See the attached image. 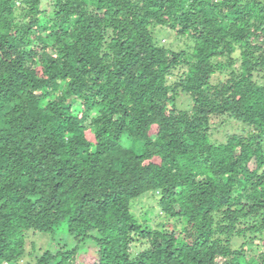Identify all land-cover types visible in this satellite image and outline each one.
Here are the masks:
<instances>
[{"label":"trees","instance_id":"16d2710c","mask_svg":"<svg viewBox=\"0 0 264 264\" xmlns=\"http://www.w3.org/2000/svg\"><path fill=\"white\" fill-rule=\"evenodd\" d=\"M263 136L264 0H0V264H264Z\"/></svg>","mask_w":264,"mask_h":264},{"label":"rangeland","instance_id":"374dc122","mask_svg":"<svg viewBox=\"0 0 264 264\" xmlns=\"http://www.w3.org/2000/svg\"><path fill=\"white\" fill-rule=\"evenodd\" d=\"M50 3L51 0H43V9L50 10ZM18 7H20V5ZM169 31L170 30H165V29L164 31H159L156 37L164 47L174 48L177 49L176 51H179L178 48L184 45V40L179 39V37H177L175 33L173 34L172 32ZM182 49L185 48L182 47ZM222 120H224V118H222L221 121ZM216 122L219 123L220 121H216ZM235 122H231L225 125V127H223L222 130L214 136L213 141L225 142L227 140V136H231L233 134L240 133L241 131H243L244 128L242 125L244 124L238 122L235 123ZM244 126L247 127L246 125ZM263 143H264V136H263ZM132 212L135 218L138 219L140 223L152 229L157 228L163 222L162 216L159 213L160 209L157 203L152 201L151 196L143 197L137 200L132 206ZM171 224L173 225V227L179 229V231L183 227L182 225H178L177 219H173ZM33 243L35 245V250L39 251L40 253L46 250L55 252L57 250L67 251L74 249L77 250L78 253L84 252L85 254H83L79 258V264H94L95 256H97V249L92 244L93 242L92 240H90V238L89 240L87 239L85 241H82L78 238H75L72 235H69L62 228H59L52 235L43 234V233L30 234L27 245L29 251L32 250ZM143 244L144 245L138 242L132 245V253L136 255L138 252L144 249L146 247V244L145 243ZM239 244H240L239 242H235L236 246H239ZM246 255L249 256V251H247ZM26 262L27 261L25 259L19 262L18 264H26Z\"/></svg>","mask_w":264,"mask_h":264}]
</instances>
